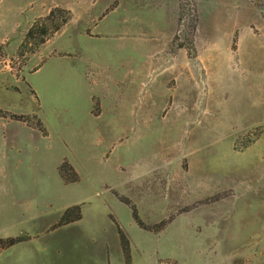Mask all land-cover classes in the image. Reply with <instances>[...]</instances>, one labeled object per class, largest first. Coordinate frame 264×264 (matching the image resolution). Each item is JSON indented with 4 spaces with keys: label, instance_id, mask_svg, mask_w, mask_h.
Instances as JSON below:
<instances>
[{
    "label": "rangeland",
    "instance_id": "1",
    "mask_svg": "<svg viewBox=\"0 0 264 264\" xmlns=\"http://www.w3.org/2000/svg\"><path fill=\"white\" fill-rule=\"evenodd\" d=\"M0 111V264H264V0H0Z\"/></svg>",
    "mask_w": 264,
    "mask_h": 264
},
{
    "label": "trees",
    "instance_id": "2",
    "mask_svg": "<svg viewBox=\"0 0 264 264\" xmlns=\"http://www.w3.org/2000/svg\"><path fill=\"white\" fill-rule=\"evenodd\" d=\"M68 17H70L68 10H65L62 8H54V9L50 10L46 16L41 18V21H40L41 23L38 24L36 21V22H34L35 24L33 23L31 25V27L26 32V36H25L24 40L22 41V44L31 43L34 45H39V44L43 43L45 41V39L48 38V36H51V34L55 33L56 31H58L61 28V26L67 21ZM0 114H1V111H0ZM15 119L25 122L23 117H21V118L17 117ZM42 127L43 126H41V127L39 126L36 128L38 130H41L42 132H44V128H42ZM65 165L71 169V166H69V164L63 163L59 168L60 176L63 178L64 181L74 182L76 180V179H74L75 177L69 179L65 176V174H64ZM71 209L78 210V212H75L78 214H77V216L75 215L71 218L67 217L66 222L77 220L81 216L78 206H74ZM132 209H133V207H132ZM68 213H70V210H68ZM133 216H134V218H133L134 221L139 226H143L142 222L138 219L139 217H138L137 212H135V209H133ZM118 232H119V236H120L119 242H120V245H121L122 250H123L124 255H125V261H126L125 263L130 264V254H129L128 241H127L128 239L126 238V236L124 235V233L122 232L121 229L118 228ZM22 239H23L22 236L15 237V238H13V237L7 238L5 240H2L0 238V244L2 245V248H4V247L10 246V245H13L14 243H16L18 241H21Z\"/></svg>",
    "mask_w": 264,
    "mask_h": 264
},
{
    "label": "crops",
    "instance_id": "3",
    "mask_svg": "<svg viewBox=\"0 0 264 264\" xmlns=\"http://www.w3.org/2000/svg\"><path fill=\"white\" fill-rule=\"evenodd\" d=\"M9 120H10V121H18V122H20V123H22V124H26L25 122L20 121V120H17V119H12V120L9 119ZM10 121H9V122H10ZM2 127H3V126H2ZM26 127H30V128H31V127H33V126H29V125L26 124ZM33 128H34V127H33Z\"/></svg>",
    "mask_w": 264,
    "mask_h": 264
}]
</instances>
